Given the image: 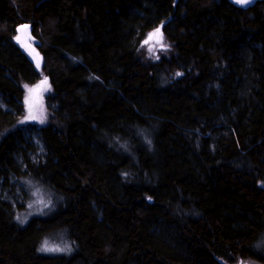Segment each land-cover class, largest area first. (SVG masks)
<instances>
[{
	"label": "trees",
	"instance_id": "trees-1",
	"mask_svg": "<svg viewBox=\"0 0 264 264\" xmlns=\"http://www.w3.org/2000/svg\"><path fill=\"white\" fill-rule=\"evenodd\" d=\"M41 80L34 161L24 96ZM11 177L54 206L21 226L0 195V264H264V0H0L1 185ZM56 235L69 251L42 253Z\"/></svg>",
	"mask_w": 264,
	"mask_h": 264
},
{
	"label": "rangeland",
	"instance_id": "rangeland-1",
	"mask_svg": "<svg viewBox=\"0 0 264 264\" xmlns=\"http://www.w3.org/2000/svg\"><path fill=\"white\" fill-rule=\"evenodd\" d=\"M161 26L162 24L151 33L148 41L145 43L150 54H155L156 51H162L166 47L161 34ZM13 43L20 48L32 63L34 69L39 72L41 68V57L37 52L36 42L31 37L27 27L19 26L16 28ZM49 92V84L44 80L25 88L24 107L27 122L36 126H31L27 123V127L22 130L26 132L25 138L28 139V143L35 149L34 153L31 154V158L34 161H37L43 154L42 146L37 139L36 129L37 126L44 125L46 122L44 98ZM23 184L21 181L17 182L12 177L7 181V186L5 187L0 182L1 198L12 203L15 219L21 226L25 225L33 217L47 216L54 206V199L47 190L33 188L28 183V185ZM69 249V244L56 235L52 239L45 240L40 251L44 254H64Z\"/></svg>",
	"mask_w": 264,
	"mask_h": 264
},
{
	"label": "water",
	"instance_id": "water-1",
	"mask_svg": "<svg viewBox=\"0 0 264 264\" xmlns=\"http://www.w3.org/2000/svg\"><path fill=\"white\" fill-rule=\"evenodd\" d=\"M227 1L236 8L247 9V8L254 6L256 3L263 1V0H251V2H249L247 4L237 3L236 0H227Z\"/></svg>",
	"mask_w": 264,
	"mask_h": 264
},
{
	"label": "snow or ice",
	"instance_id": "snow-or-ice-1",
	"mask_svg": "<svg viewBox=\"0 0 264 264\" xmlns=\"http://www.w3.org/2000/svg\"><path fill=\"white\" fill-rule=\"evenodd\" d=\"M237 3H240V4H247L249 2H251V0H236ZM159 31V30H157Z\"/></svg>",
	"mask_w": 264,
	"mask_h": 264
},
{
	"label": "bare ground",
	"instance_id": "bare-ground-1",
	"mask_svg": "<svg viewBox=\"0 0 264 264\" xmlns=\"http://www.w3.org/2000/svg\"><path fill=\"white\" fill-rule=\"evenodd\" d=\"M43 243V242H42ZM39 250V249H38Z\"/></svg>",
	"mask_w": 264,
	"mask_h": 264
}]
</instances>
